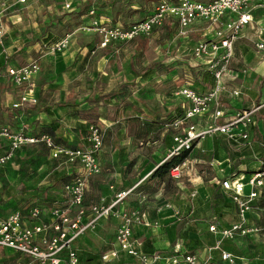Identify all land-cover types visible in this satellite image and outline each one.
Segmentation results:
<instances>
[{
  "label": "crops",
  "instance_id": "obj_1",
  "mask_svg": "<svg viewBox=\"0 0 264 264\" xmlns=\"http://www.w3.org/2000/svg\"><path fill=\"white\" fill-rule=\"evenodd\" d=\"M259 1L262 2V0ZM14 3L11 6L7 0H0V72L4 75L0 78V124L7 125L15 131L24 127L31 136L41 137L50 135L52 139L55 140V143L62 148L71 147L74 149H82V147L88 145L86 137L88 127L91 123L79 121L82 125L79 126V129L73 131L70 127L66 126L68 125V123L65 122L66 111L62 112L60 106H53L45 101L44 94L48 92L49 86L57 84L52 78V73H43L49 65L47 62L50 58L44 55H41V57L45 58L43 61L41 57L35 58V54L39 53L40 48L42 49L41 42L36 40L33 41V43H29L26 37L16 32L20 31L16 23H18L19 14L24 11L23 9H27L30 14H32L34 10L30 9L32 8L31 5H29V7L21 4L13 6ZM18 7H20V9H18ZM45 8V3H43V1L36 5V9L40 12ZM263 14L264 12L260 13L259 16ZM5 21L9 24H6ZM205 25L204 23L195 25L191 30L190 37L192 38L195 34H201L208 36L206 39L211 38L212 32H210ZM248 31L250 30L247 29L244 32L246 33ZM254 38L256 41L260 39L256 35ZM242 42L244 41H237L235 46L236 53H239L238 51ZM44 43L43 41L42 44L46 46ZM195 43V40H191V49L189 52L192 51ZM3 49H6L5 54H2ZM18 56L21 57V61L17 59ZM263 58L264 56L261 58V63H257L256 67H254V70L248 72L246 69L242 70L240 68L235 71L231 68V73L224 78V84L228 88V93L223 95L221 102L227 117H230L239 110L258 106L264 101V88L263 85L259 84V82L264 79ZM37 59L40 61L41 70L38 75L33 78V84L38 103L30 108H13V105L19 101L23 93V87L14 84L13 80L5 75L6 70L10 66L19 67L28 65L30 62ZM69 59L70 58L67 57L66 62L69 61ZM66 62L58 64L61 72L70 64ZM200 69L206 70L204 68ZM193 72H196L195 76L193 75L194 89L201 94L208 91L214 81L212 75H206L205 71L200 72L193 70ZM239 74L246 75L245 77L243 76L244 78L241 79V82L236 81V79L232 77V75L238 76ZM259 88H263V93H261L260 97L257 95V91H255V89ZM177 90L176 88L172 89L169 94L167 93V95L159 100L165 107L170 108L169 111H166L167 115L170 113H174V116L179 115L175 112L180 110L183 114L184 108L189 106L187 102L176 97L175 92ZM233 90L240 91L241 97H231V92ZM255 100H258L257 105ZM131 102L135 103L136 101ZM142 111L149 114L148 108L146 109L144 106H142ZM141 114L140 111H134L132 107L122 112L120 118H126L129 129L127 128L128 130L125 132L123 129L119 128L118 131L120 148L117 150L116 155L113 156L114 160H112L113 163L117 161V163L113 165V169L116 171V179L112 181V184L99 185L98 188H100L102 192L100 198L96 199V201L89 198V185L90 180L98 176L89 179L84 202L87 207V219L92 217L91 207L99 205L102 198H105L106 204H109L117 192L131 190L136 187L131 196L125 200V205L123 207L129 212L141 209L142 212L146 214L147 219L152 221L153 226H151V228L144 225H136L133 231V235L142 242V252L151 257L155 254L162 256L161 260L154 261L152 264H166L164 258L174 254L173 249L178 243L181 245L183 251L196 254L200 259H204L211 253L213 256V264H228L222 259L223 252H229L235 255L238 264H264V186L257 189V208L249 215L251 218V225L257 227L259 230L258 234L250 235V237L239 236L233 241L224 240L225 242H223V240L221 241V239H219L218 234L215 235L209 231V227L214 225L213 221L216 216H225L228 219H232L233 221L228 227L238 220L237 207L235 203L230 200L229 194L226 193L220 182L223 179L231 180L237 176L245 177V181L248 182L250 175L264 170V140L262 141L264 137L263 110L256 116L258 125L249 128L248 133L250 134V138L247 141L235 142L221 135L214 136V138L197 140L194 147L197 153L195 161L202 169L198 172L194 180H192L191 185L182 181L184 176L190 171L188 166L185 168L181 179L176 180L172 178L173 180L169 185H160L162 187L164 186L165 189H160V187L157 188L156 191L152 190L150 191L151 193L149 192L150 196L147 195L146 197L140 195L139 192L146 189L149 176L159 165L165 162L168 151L172 148L174 143L172 131L169 130L171 136L169 139V146L166 147L165 155H162L163 158L156 160L157 162L153 155H151L152 158L149 159L148 156H143L142 154H128L130 153L129 151L131 148H129V145H131V142L139 144L138 146L143 144L141 140L134 139V137L129 134L130 120L135 117L141 120L143 117ZM99 121L103 126L108 123V120L104 116H100ZM118 122L122 124L121 121ZM193 123L196 124L198 129H206L213 124V119L210 115H206L205 117H197ZM148 124H150V122L142 125L145 126V129H148L150 128ZM75 125L78 127V123ZM160 126L163 129L166 123ZM54 128L55 133L53 134ZM148 138L147 130L143 139L146 140ZM222 141L227 142H225L223 145L224 147L221 148L218 142ZM8 145L9 142L7 140L0 138V153H4L8 149ZM36 145L41 144L37 143L23 146L17 153L23 148L25 149ZM191 157L192 153L188 159V165L190 164ZM100 159L102 166V153ZM58 161H60V159ZM8 165L0 172V182L3 175L2 173H6V170H8ZM72 171L74 172L73 178L81 176L84 173L78 165H75ZM73 178L71 180H73ZM7 179L10 181L11 177L7 176ZM63 185L57 188L55 185L48 184L45 187L41 186L38 188V190H42L39 193V206L46 210L42 217L44 221L49 220L48 215L53 208L68 206L67 200L63 194ZM189 186L193 188H189ZM172 188H174L173 191L171 190ZM252 190V186L248 184L245 189V195L248 196ZM47 191L53 194L48 197V195H46ZM163 195L165 197H163ZM215 197L222 198L224 204L227 205L219 209L221 212L218 211L216 214L213 213V210L211 211V200H214ZM214 202L215 201H213V204H215ZM7 205L10 208H14L10 202ZM21 209H14L11 213L21 211ZM11 213L0 215V220ZM22 214L25 218V212ZM25 220L27 223L37 222L36 220ZM99 221L95 229L87 231L85 235L80 237L76 242L75 247L82 257L81 263L85 262L87 259H92L94 261L100 259L103 264H140L136 259L134 260L123 252H119V258L113 259L110 262H104L102 260V256L105 253L118 250L119 248L116 243L115 235L120 221L106 218H101ZM219 228L227 227L219 226ZM205 236L210 237L212 241L210 244L203 239ZM219 241L221 242L220 245L218 244ZM212 248L217 249L210 250ZM103 249H106V251L100 254ZM3 253L12 256L13 260L2 261L0 257V264H19L20 262L29 260L27 256L18 254L10 249H0V255H3Z\"/></svg>",
  "mask_w": 264,
  "mask_h": 264
},
{
  "label": "built area",
  "instance_id": "obj_2",
  "mask_svg": "<svg viewBox=\"0 0 264 264\" xmlns=\"http://www.w3.org/2000/svg\"><path fill=\"white\" fill-rule=\"evenodd\" d=\"M18 4L26 5L28 0H16ZM264 0H177V2L162 1L155 11L144 20L132 24L128 29L121 26H113L101 29V48H107L115 42L129 41L136 38H144L152 32L160 30L169 21L177 27V33L186 37L192 28L204 23L212 32L211 38L196 41L190 52L202 68L206 69L212 77L213 83L208 91L201 94L192 85L180 87L175 95L189 104L184 108L183 116L174 119L168 124V130L172 131L173 146L168 151L167 159L179 156L182 151H193L197 140L225 136L235 142L247 141L250 138L249 128L258 125L257 114L264 110V101L253 108L237 111L227 117L221 99L228 93L224 84V78L231 73L230 64L235 57V46L245 30L255 29L262 37L257 43L258 51L264 53ZM94 15V11H91ZM70 45L69 36L64 37L48 48L51 53H61ZM6 53L3 49L2 54ZM41 70L40 61L35 60L28 65L9 67L5 75L10 77L14 84L23 87V93L13 108H30L38 103L34 90L33 78ZM4 75L0 72V78ZM231 97L240 98L241 92L233 90ZM210 115L213 124L206 129H198L193 121L197 117ZM0 138L9 142L8 149L0 153V172L16 157L17 151L26 145L43 143L50 155L55 159H65L72 166L78 165L84 172L83 175L63 185V194L67 200V207L53 208L49 213V220L42 219L44 208L36 206L30 213V220L35 223H27L21 211L13 212L0 220V249H10L29 258L19 264H81L82 257L75 247L80 237L89 230L95 229L101 218L119 220L116 231V243L118 250H112L102 256L104 262H110L119 258L120 253L136 259L140 264H152L159 261L162 256L155 254L152 257L142 252V242L133 234L134 226H153L146 214L141 209L132 212L124 209L127 200L133 191L122 190L114 195L109 204L102 198L99 205L91 207L92 217L87 219V207L84 204L87 193V185L90 178L102 173L101 152L104 146L103 130L100 125L91 124L88 127V145L82 149L71 147L62 148L55 143L49 135L41 137L31 136L26 128L13 130L7 125L0 124ZM188 167V159L182 165L172 168L170 177L181 179L185 168ZM223 189L229 194L237 207L238 220L230 227L219 228L211 225L209 231L222 236V240L233 241L235 238L250 237L258 234L257 227L251 225L250 214L257 208V189L264 186V170L256 172L245 181V177L223 179ZM249 185L253 190L245 195V189ZM220 241L218 244L220 245ZM217 248H212L214 250ZM174 254L164 259L166 264H213V256L210 253L204 259L196 254L183 251L178 243L173 249ZM223 261L228 264H238L237 257L229 252H223Z\"/></svg>",
  "mask_w": 264,
  "mask_h": 264
},
{
  "label": "rangeland",
  "instance_id": "obj_3",
  "mask_svg": "<svg viewBox=\"0 0 264 264\" xmlns=\"http://www.w3.org/2000/svg\"><path fill=\"white\" fill-rule=\"evenodd\" d=\"M41 1L46 7L42 12L36 9V5ZM162 1L164 0H28L27 5L24 6L31 5L30 9L34 12L30 14L27 9H23L24 11L19 14L16 25L20 31L16 32L26 37L29 43L36 40L41 42L42 49L40 48L39 53L35 54V58H40L41 55L50 58L47 62L49 65L46 69L44 68L43 73H52V78L57 84L49 86L48 92L44 94L45 101L50 105L60 106L62 112L66 111L65 122L68 123L66 126L73 131L79 129L82 121L99 124L103 129L102 173L90 180L89 198L91 200L96 201L100 198L102 192L98 188L100 184H112V181L116 179L113 165L117 161L113 163L112 160L120 148L118 131L119 128L125 132L129 129L126 118H120L122 112L132 107L134 111L142 113L143 117L140 120L142 124L150 122L148 124L150 128L145 129L143 126L144 132L148 130L149 138L142 139L141 146L129 141L131 149L128 154H142L148 156L149 159L153 155L156 158L155 161L163 158L162 155H165L171 136L168 124L163 129L160 125L169 122L166 120V111L170 108L165 107L159 100L174 88L179 89L189 84L193 86V75L195 76L196 73L193 70L206 71L200 69L202 65L196 59L194 60L189 50L191 40L198 41L208 36L195 34L192 37L193 40L189 32L187 38L182 37L177 33V27L172 26V21L144 38L126 42L119 41L108 48H101V29L113 26L127 29L128 25L139 22L152 14ZM7 2L11 6L14 2L13 6L18 5L16 0H7ZM91 11H94V15L90 14ZM5 23L9 24L7 21ZM257 29L256 27L244 32L242 38L239 39L244 42L241 43L239 53H235L230 64L233 70L241 68L250 72L255 69L257 63H261L264 53L258 51L256 46L262 38ZM255 35L260 39L256 41ZM68 36L70 45L67 50L61 53H51L48 47ZM43 41L46 46L42 44ZM67 57L70 59L66 62ZM41 58L42 61L45 59ZM17 59L22 60L20 56ZM64 62L70 64L61 72L58 64ZM154 64H160L159 69L150 78L142 79L139 74ZM243 76L246 75H232L239 82L244 78ZM259 84L264 88V79ZM263 88L255 89L259 97L263 93ZM114 92L117 95L109 104L91 101L98 96ZM258 100H255L256 105ZM131 101H136L138 104ZM142 106L148 108L149 114L142 111ZM100 116L106 117L107 125L101 124ZM75 122L78 123V127ZM225 142L227 141L218 142V144L222 148ZM196 154L194 149L188 165L190 171L182 179L186 184L191 185L192 180L202 169L195 161ZM16 157L8 165L7 172L2 173L0 215H6L14 209L22 208V213L25 212V219L29 220L31 210L40 203L39 193L42 190L38 188L48 184L55 185L57 188L61 187L73 178L72 168L74 166L68 164L65 159L58 161L59 159L53 158L42 145L23 148ZM7 176L11 177L10 181ZM154 188L165 189L164 186H158L155 181L149 180L146 189L139 194L143 197L150 196L149 192ZM189 188L193 187L189 186ZM171 190L173 191L174 188ZM52 194V192H46L48 197ZM9 202L14 208L7 205ZM217 220L220 227H228L233 221L222 217ZM218 237L222 239V236L218 235ZM203 239L208 244L212 242L210 237L205 236ZM6 253L0 255L2 261L13 260V257Z\"/></svg>",
  "mask_w": 264,
  "mask_h": 264
},
{
  "label": "trees",
  "instance_id": "obj_4",
  "mask_svg": "<svg viewBox=\"0 0 264 264\" xmlns=\"http://www.w3.org/2000/svg\"><path fill=\"white\" fill-rule=\"evenodd\" d=\"M170 2H177V0H168ZM202 1H210V0H202ZM150 15V14H149ZM148 16V15H147ZM146 16V17H147ZM145 18V17H144ZM144 20V19H143ZM142 21V20H141ZM137 23V22H136ZM132 25V24H131ZM131 25H128V27H130ZM127 27V29H128ZM112 46V45H110ZM108 46V47H110ZM107 47V48H108ZM160 64H154L151 66H148L146 68V70H144V72L140 73L139 76H141L142 79H148L150 78L152 75H154V73L159 69ZM206 75H209L210 73L208 71H205ZM116 92L111 93L109 95H105V96H98L97 98L91 100L92 102H102L103 104H109L112 99L116 96ZM175 113H178L179 115L174 116V113H170L167 115L166 120H168L169 122H167L166 124H170V122L174 121V119L176 118H180V116H183L181 110L180 111H176ZM144 125H142L141 121L139 118H132L130 120V130H129V134L130 136L134 137V139L137 140H142L146 134V131L144 132ZM55 133V128L53 129V134ZM264 140V137L262 138V141ZM43 147L46 148V146L43 143H40ZM47 149V148H46ZM102 153V152H101ZM191 151L189 150H184L181 152V154L179 156H174L171 157L169 159H166L165 162L161 165H159L155 171L149 176L148 180H153L155 181V183L159 186V185H169L172 182V178L170 177V172L172 170V168L182 165V163L189 159L190 155H191ZM151 187V186H150ZM154 191H156V189H153ZM215 197L214 200L212 199V207H211V211L213 210V213L216 214V212L218 213V211L221 212V208L226 207L227 205L224 204V200L222 198H217ZM213 201H215L213 204ZM226 215V214H224ZM222 218H225V220H228L227 217L225 216H221ZM217 218H220L219 216H216V220L213 221L214 225H217L218 227L220 226V223L218 222ZM106 251V249H103L102 253H104ZM81 264H103L101 262V260H97L94 261L92 259H87L85 262H82Z\"/></svg>",
  "mask_w": 264,
  "mask_h": 264
}]
</instances>
